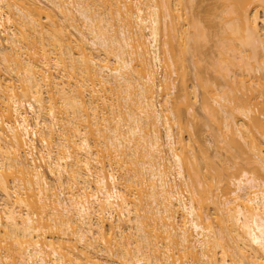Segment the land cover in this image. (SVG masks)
<instances>
[{
	"label": "bare ground",
	"instance_id": "obj_1",
	"mask_svg": "<svg viewBox=\"0 0 264 264\" xmlns=\"http://www.w3.org/2000/svg\"><path fill=\"white\" fill-rule=\"evenodd\" d=\"M203 1L0 0V264H264V0Z\"/></svg>",
	"mask_w": 264,
	"mask_h": 264
},
{
	"label": "rangeland",
	"instance_id": "obj_2",
	"mask_svg": "<svg viewBox=\"0 0 264 264\" xmlns=\"http://www.w3.org/2000/svg\"><path fill=\"white\" fill-rule=\"evenodd\" d=\"M211 2V0H204L203 1V3L201 4V6H205V5H207L208 3H210ZM213 42H209L208 43V45H209V48L210 49H215V47L213 46ZM208 72L210 73L211 71L208 69ZM188 77H190L189 78V80H190V82L191 81H193L194 82V80H193V77H192V73H189V75H188ZM199 100V99H198ZM196 101V103H195V105H199V101ZM197 106H195L196 107V109H197V114H198V117L195 119V123L197 124V125H199V124H201L202 122H200L201 120L203 121V122H208V120H207V118H206V116H205V113L199 108V106H198V108H197ZM200 122V123H199ZM207 125V124H206ZM205 125V123L204 124H201L200 126H197V128H198V130H199V138H203V139H199V143L198 142H196L195 143V148L196 149H198L199 150V148L201 147H204L203 146V144L206 146V148H207V151L208 152H212V148H213V146H214V144L213 143H208V139H211V134H210V132H211V129L208 127V126H206ZM201 142V143H200ZM202 145V146H201Z\"/></svg>",
	"mask_w": 264,
	"mask_h": 264
}]
</instances>
